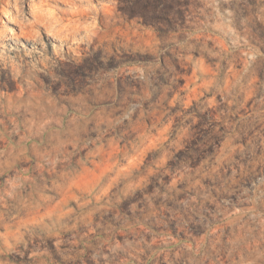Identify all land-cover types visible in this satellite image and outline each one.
I'll return each instance as SVG.
<instances>
[{"label": "rangeland", "instance_id": "obj_1", "mask_svg": "<svg viewBox=\"0 0 264 264\" xmlns=\"http://www.w3.org/2000/svg\"><path fill=\"white\" fill-rule=\"evenodd\" d=\"M14 3L0 261L264 264V0H117L78 57Z\"/></svg>", "mask_w": 264, "mask_h": 264}, {"label": "clouds", "instance_id": "obj_2", "mask_svg": "<svg viewBox=\"0 0 264 264\" xmlns=\"http://www.w3.org/2000/svg\"><path fill=\"white\" fill-rule=\"evenodd\" d=\"M116 2L117 0H74V2L73 0H15L13 6L16 14L21 17L26 15V3L29 15L32 12L46 9L47 23L44 27L47 35L54 41L67 43L70 52L78 57L81 45L89 43L94 36L103 37L105 35L109 27L106 23L110 19L109 10ZM61 4L66 7L61 8ZM7 7L8 5H5V8ZM68 9H71V12ZM5 15H10V13L5 11ZM37 35L39 36V33ZM52 43L56 57L63 61L65 57L61 54V50L54 42ZM47 67L48 65L45 64L44 68L37 71H45ZM259 223L264 224V220ZM0 264L4 262L0 261Z\"/></svg>", "mask_w": 264, "mask_h": 264}]
</instances>
